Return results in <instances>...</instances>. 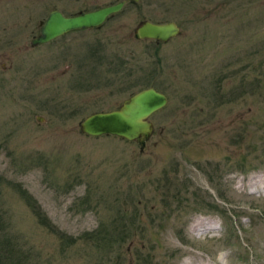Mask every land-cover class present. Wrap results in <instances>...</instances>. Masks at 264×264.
I'll use <instances>...</instances> for the list:
<instances>
[{
    "label": "rangeland",
    "instance_id": "rangeland-1",
    "mask_svg": "<svg viewBox=\"0 0 264 264\" xmlns=\"http://www.w3.org/2000/svg\"><path fill=\"white\" fill-rule=\"evenodd\" d=\"M119 1L0 0L1 237L24 264H264V0L126 2L32 45L52 10ZM148 87L169 101L143 150L81 132Z\"/></svg>",
    "mask_w": 264,
    "mask_h": 264
},
{
    "label": "water",
    "instance_id": "water-1",
    "mask_svg": "<svg viewBox=\"0 0 264 264\" xmlns=\"http://www.w3.org/2000/svg\"><path fill=\"white\" fill-rule=\"evenodd\" d=\"M132 1V0H131ZM137 2L139 0H133ZM126 0L75 16H64L61 11L50 12L46 21L40 23V34L32 39L34 46L47 44L71 31H80L101 25L116 13L121 12ZM180 26L174 22L143 21L135 30L139 40H156L166 43L180 33ZM167 96L156 88L148 87L125 99L115 110L94 112L81 123V132L91 137L118 136L135 142L143 150L154 133V124L149 118L168 104Z\"/></svg>",
    "mask_w": 264,
    "mask_h": 264
},
{
    "label": "trees",
    "instance_id": "trees-1",
    "mask_svg": "<svg viewBox=\"0 0 264 264\" xmlns=\"http://www.w3.org/2000/svg\"><path fill=\"white\" fill-rule=\"evenodd\" d=\"M7 229L4 217L0 216V264H24L18 255L17 244L9 234L1 237V233Z\"/></svg>",
    "mask_w": 264,
    "mask_h": 264
},
{
    "label": "bare ground",
    "instance_id": "bare-ground-1",
    "mask_svg": "<svg viewBox=\"0 0 264 264\" xmlns=\"http://www.w3.org/2000/svg\"><path fill=\"white\" fill-rule=\"evenodd\" d=\"M212 228L214 229L215 227L213 225H211L209 222H204L203 221V222L195 224L194 227H193V231H195V232H198V231L203 232V231H208V230H210ZM183 264H207V263L206 262L204 263L203 261H198V262L194 261L193 262V261L186 260L185 262H183Z\"/></svg>",
    "mask_w": 264,
    "mask_h": 264
},
{
    "label": "flooded vegetation",
    "instance_id": "flooded-vegetation-1",
    "mask_svg": "<svg viewBox=\"0 0 264 264\" xmlns=\"http://www.w3.org/2000/svg\"><path fill=\"white\" fill-rule=\"evenodd\" d=\"M132 1H133V0H132ZM132 1H131V0H128V1H127V0H126V2H132ZM125 4H126V3H125ZM107 6H108V5H107ZM124 7H125V6H124ZM124 7H123V8H124ZM98 9H100V8H98ZM54 10H59V9H54ZM54 10H52V11H54ZM94 10H96V9H94ZM52 11H51V12H52ZM59 11H61V10H59ZM89 11H92V10H89ZM89 11H79V13H80V12H89ZM61 12H62V11H61ZM79 13H77V14H73V15H68V16H75V15H78ZM49 14H50V13H49ZM62 14H63L64 16L68 17V16L65 15L63 12H62ZM116 14H117V13H116ZM114 15H115V14H114ZM47 17H48V16H47ZM111 17H112V15H111ZM111 17H110V18H111ZM110 18H109V19H110ZM109 19H107V20H109ZM105 22H106V21H105ZM105 22H104V23H105ZM104 23H103V24H104ZM103 24H102V25H103ZM102 25H101V26H102ZM95 28H101V27H95ZM84 30H88V29H84ZM40 32H41V31H40ZM71 32H79V31H71ZM71 32H69V33H71ZM69 33H67V34H69ZM64 35H66V34H64ZM62 36H63V35H62ZM58 37H60V36H58ZM135 38H136V37H135ZM56 39H57V38H56ZM136 39H137V38H136ZM54 40H55V39H54ZM137 40H139V39H137ZM144 40H148V39H144ZM144 40H141V41H144ZM31 41H32V40H31ZM52 41H53V40H52ZM148 41L156 42L157 44H159V43H163V42H157L156 40H155V41H154V40H148ZM50 42H51V41H50ZM32 45H33V44H32ZM33 46H34V45H33Z\"/></svg>",
    "mask_w": 264,
    "mask_h": 264
}]
</instances>
